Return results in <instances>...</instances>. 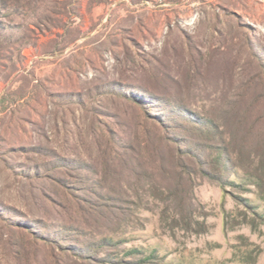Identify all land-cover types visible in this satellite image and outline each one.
<instances>
[{
  "label": "rangeland",
  "instance_id": "obj_1",
  "mask_svg": "<svg viewBox=\"0 0 264 264\" xmlns=\"http://www.w3.org/2000/svg\"><path fill=\"white\" fill-rule=\"evenodd\" d=\"M0 264H264V0H0Z\"/></svg>",
  "mask_w": 264,
  "mask_h": 264
},
{
  "label": "trees",
  "instance_id": "obj_2",
  "mask_svg": "<svg viewBox=\"0 0 264 264\" xmlns=\"http://www.w3.org/2000/svg\"><path fill=\"white\" fill-rule=\"evenodd\" d=\"M134 97V98H133ZM133 97H126L125 100H127L128 102H131L137 109L136 111H139L138 115L139 118L141 120L142 125L145 126H150L157 135H163L165 137V140H169V141H173L171 138L166 137V135L168 134V132H175L177 130H183L186 125L192 127L194 130L197 131H205L207 130L206 126H204L203 124L199 125L197 123L194 122L193 119L185 117V113L182 110H177V111H169V112H163V110H161L160 113H153L155 112L154 110L156 108L159 107H155L154 104L152 102H150L148 99H143L141 96L138 95H133ZM181 121V123H177ZM183 122V125H182ZM181 131V132H183ZM166 134V135H164ZM119 148L117 150H115L113 148V151L111 152L110 158L112 162H121L125 167L129 166V163H135L136 158L135 156H133L130 152L133 151L131 148H129L126 144L122 145L121 147H116ZM159 152V151H158ZM181 155H179V157L182 159L184 156H188L190 154H188L187 151H182L180 152ZM217 160H216V165H217V169L219 170V172L221 174H223V171L226 170L225 169V164L223 162L222 159V153H218L217 155ZM202 173L212 179H216L218 180V182H220V184L223 186L225 185V182H223V179H218L216 177H213L211 174L206 173L205 171L202 170ZM223 177V175H220ZM61 180V179H60ZM66 183H63V186H66ZM73 187H69L70 191H72ZM50 202H54L56 203L53 199H51L50 197H48ZM37 240L39 242H41L43 245H45L47 248L50 249L51 253L52 251H60L62 252V254L65 255H71L73 254V249L72 247L69 246H64L61 243L63 242L61 239L62 236L60 235H55V236H45L43 234L40 235H35ZM80 258H84V256L81 255H77Z\"/></svg>",
  "mask_w": 264,
  "mask_h": 264
}]
</instances>
